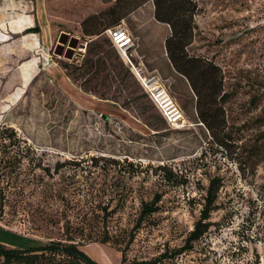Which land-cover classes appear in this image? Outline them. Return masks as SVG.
Returning a JSON list of instances; mask_svg holds the SVG:
<instances>
[{
	"label": "rangeland",
	"instance_id": "374dc122",
	"mask_svg": "<svg viewBox=\"0 0 264 264\" xmlns=\"http://www.w3.org/2000/svg\"><path fill=\"white\" fill-rule=\"evenodd\" d=\"M106 1L0 0V123L36 150L34 162L51 171L61 163L54 174L62 192L51 207L55 218H69L72 237L99 264H119L121 252L114 244L88 237L101 236L104 229L131 230L141 200L159 194L158 209L136 231L128 255L179 246L199 217L210 178L218 176V208L210 216L215 225L179 261L264 264V0H193L187 52L217 66L226 94L211 97L205 88L197 106L185 80L170 72L163 54L168 29L148 20L152 1L133 13L135 22L144 21L137 31L142 48L189 99L182 105L160 77L183 110L185 123L178 128L165 121L133 71L123 78L124 68L110 65L97 75L72 71L86 52L77 13L97 11ZM35 24L39 31H33ZM105 35L96 39L103 53L114 49ZM97 155L117 163L102 159L93 167L90 158ZM91 202L99 215L104 205L113 211L106 219L93 217L87 210ZM42 203L32 194L17 206L5 205L0 234L10 241H0L29 248L64 238L63 219L47 222Z\"/></svg>",
	"mask_w": 264,
	"mask_h": 264
},
{
	"label": "trees",
	"instance_id": "16d2710c",
	"mask_svg": "<svg viewBox=\"0 0 264 264\" xmlns=\"http://www.w3.org/2000/svg\"><path fill=\"white\" fill-rule=\"evenodd\" d=\"M148 1H152L154 20L164 23L168 29V35L164 39L163 54L169 64L170 72L185 80L189 91L196 95L195 105L197 106L198 97L201 96L205 88L211 97L220 99L226 96L224 92L222 93L217 66L210 60L189 55L187 52V46L192 42L194 30L193 16L196 5L193 0H107L106 4L97 8V11L79 10L77 16L80 32L85 40L86 52L81 61L75 64L72 71L77 72V76L87 73L97 75L110 65L113 69L118 67L121 70L123 67L122 78L127 76L130 70L119 59L117 49L104 33L108 28L117 25L122 20L125 21L127 29L130 28L132 32L137 33L132 14ZM33 31H39L37 24L33 27ZM101 35H105L111 46L114 47L113 50L105 53L98 51L99 45L96 39ZM112 57L117 59L115 64L109 60ZM88 79V77L85 78L84 85L89 82ZM168 88L172 93L180 96L182 105L185 106V102L188 103L189 99L181 97L173 88L172 81L168 83ZM201 118L205 122V116L201 114ZM209 127L211 126L209 125ZM36 153V150L12 126L0 123V219L4 214L5 205L17 206L25 201L27 195L39 194L43 200L40 210L46 221L56 224L63 219L62 234L64 238L49 239L45 244L29 248H13L0 243V264H99L80 248V243L72 237L73 229L69 218L65 215H61V218H55L57 210L51 209L53 201L62 199L60 198L62 192L58 186L59 177L58 179L54 178V174L58 173L61 163L56 162L51 171L49 165L34 162ZM102 159L117 163L114 158H104V156L97 155L90 158L91 165L97 167L98 161ZM128 163L132 165L130 162ZM160 167L167 170L165 166ZM37 168L40 170L39 172H37ZM165 178L171 180L167 173H165ZM221 185L220 177L210 178L202 197L203 202L199 217L179 246L164 244L162 248L152 254L146 255L142 252L141 256L134 254L130 257L128 255L135 240L136 231L158 209L159 194H155L150 201L141 200V207L131 230H122L119 233L110 234L108 230L104 229L101 236L92 237L90 235L91 237L88 239L93 240L95 238L101 243L111 242L114 244L121 252L119 264H191L186 260L184 263L179 260L185 259L188 254L193 252L195 242L201 240L210 227L215 225V222L210 220V216L218 208L217 197ZM96 207L97 205L91 202L87 208L93 217L101 216L102 219H106L110 215L109 213L113 211H108L104 205L100 208L103 214L99 215L96 212ZM36 210H39L38 207ZM89 220H92V217ZM81 227L83 228V226Z\"/></svg>",
	"mask_w": 264,
	"mask_h": 264
},
{
	"label": "built area",
	"instance_id": "2783aa9c",
	"mask_svg": "<svg viewBox=\"0 0 264 264\" xmlns=\"http://www.w3.org/2000/svg\"><path fill=\"white\" fill-rule=\"evenodd\" d=\"M106 34L110 39L111 44L120 52L130 65H133L130 61L129 50L134 45L132 34L127 27L122 23L110 27L106 30ZM141 72L143 78L146 80L139 79L149 97L157 104L162 111L167 123L172 127H182L185 123V117L182 109L174 101L172 96L167 91V88L161 83L160 76L157 74H144L143 71L137 67ZM138 78V74L134 73ZM151 86H148V85Z\"/></svg>",
	"mask_w": 264,
	"mask_h": 264
},
{
	"label": "crops",
	"instance_id": "0c3cea01",
	"mask_svg": "<svg viewBox=\"0 0 264 264\" xmlns=\"http://www.w3.org/2000/svg\"><path fill=\"white\" fill-rule=\"evenodd\" d=\"M148 20L149 21H155L153 16H152V9H151V15H150ZM122 23L124 25H126L124 20H122ZM143 24H144V21H141V23H139V21L137 20V22L134 23L136 31L140 30L143 27ZM128 29L130 30L132 37H133V40H134V45L129 50L131 63L134 66L139 67L143 71L144 74H152V73L157 74L165 82L170 83L172 81L171 75H166L164 72H162L160 69H158V67H156L154 65L153 59L151 58V55H150L151 52L150 51L146 52V49L142 48V43H141V41H143L142 36L141 35L139 36L137 33L132 32L130 28H128ZM105 33H106V31H105ZM123 63H124V66L126 68H128L131 72L133 71L130 64L127 61L123 60ZM161 74H163V75H161ZM164 76H166V77H164ZM0 238L4 239V241H7V240L10 241V237H7L6 235H3V234H0ZM0 243H3V242L0 241ZM28 246H38V245H33L30 243ZM23 248H25V247H23Z\"/></svg>",
	"mask_w": 264,
	"mask_h": 264
},
{
	"label": "bare ground",
	"instance_id": "6f19581e",
	"mask_svg": "<svg viewBox=\"0 0 264 264\" xmlns=\"http://www.w3.org/2000/svg\"><path fill=\"white\" fill-rule=\"evenodd\" d=\"M131 67L133 69V72L136 73V74H138V79L143 80V82L145 83L146 80L143 78V76H142L141 72L138 70V68L136 66H134V65H131ZM148 86H151V85H148Z\"/></svg>",
	"mask_w": 264,
	"mask_h": 264
}]
</instances>
